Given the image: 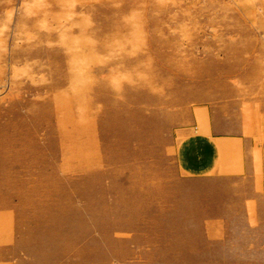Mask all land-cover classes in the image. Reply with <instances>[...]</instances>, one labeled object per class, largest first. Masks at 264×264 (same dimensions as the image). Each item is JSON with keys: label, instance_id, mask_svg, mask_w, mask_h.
<instances>
[{"label": "rangeland", "instance_id": "obj_1", "mask_svg": "<svg viewBox=\"0 0 264 264\" xmlns=\"http://www.w3.org/2000/svg\"><path fill=\"white\" fill-rule=\"evenodd\" d=\"M235 102L261 124L264 0H0V264H214L180 260L202 234L264 264L255 198L248 231L174 198L172 131Z\"/></svg>", "mask_w": 264, "mask_h": 264}, {"label": "crops", "instance_id": "obj_2", "mask_svg": "<svg viewBox=\"0 0 264 264\" xmlns=\"http://www.w3.org/2000/svg\"><path fill=\"white\" fill-rule=\"evenodd\" d=\"M254 113L261 118L260 125H249L244 108L235 102L230 103L227 110L224 106L209 110L208 131H199L194 115H190L189 123L174 128L172 149L175 166L180 172H186V181L196 184L191 186V190L187 187L178 191V197L174 196L183 209L182 215H221L225 222L221 226L215 224L221 229H253L247 222H228V219L229 216H246V201L250 199L255 198L260 205L257 208L264 209V193L256 191L254 178L258 167L256 150L260 153L261 169L264 170V107H253L252 116ZM224 179L231 183L233 194L222 195L214 191L217 182ZM233 179H237V185L232 184ZM196 229L205 231L207 228L203 225ZM200 237L201 240H190L186 244L187 253L183 255L186 258L181 261L214 264L241 261L239 257L242 254L236 247L243 245L242 240L237 243L231 242L230 237L224 242L209 240L205 234ZM249 252L252 254V251H244V256Z\"/></svg>", "mask_w": 264, "mask_h": 264}]
</instances>
